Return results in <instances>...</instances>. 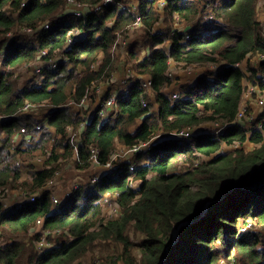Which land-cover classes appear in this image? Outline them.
Returning <instances> with one entry per match:
<instances>
[{"label":"trees","instance_id":"16d2710c","mask_svg":"<svg viewBox=\"0 0 264 264\" xmlns=\"http://www.w3.org/2000/svg\"><path fill=\"white\" fill-rule=\"evenodd\" d=\"M125 1L0 0V264H74L99 239L121 264H264L260 0ZM66 165L96 174L63 193Z\"/></svg>","mask_w":264,"mask_h":264},{"label":"rangeland","instance_id":"374dc122","mask_svg":"<svg viewBox=\"0 0 264 264\" xmlns=\"http://www.w3.org/2000/svg\"><path fill=\"white\" fill-rule=\"evenodd\" d=\"M75 11H77V10H75ZM258 17L260 19H264V0H260V2H259V5H258ZM132 31H133V29H132ZM139 34L140 33L137 32L136 35L139 36ZM8 36H12V35L8 34ZM128 38H126L125 35H120L119 36V40H118L117 45H116V48L114 49L116 56H120V58L123 60L122 67L125 64V60L127 59L125 47L128 44V42H129ZM139 38H140V36H139ZM142 38H143V35H142ZM256 60H257V58H252L251 59V61H252L251 64L253 62H256ZM27 70L28 69L26 67V69L23 72H21L22 76H21L20 80L22 81V84H24L28 80V77H31L30 76L31 73L27 72ZM203 70L204 69H202L201 67H198V68H194L192 70L190 69L189 71H181V72H176V73L179 74V75H183V79L182 80L184 82V81L189 80L191 77H194L196 74H201L203 72ZM25 72H26V74H25ZM124 75L125 74L122 73V76H124ZM15 77H17V74H16ZM249 83L247 84L248 91L250 89H253L252 92L253 91L255 92V90L257 91V88L255 89L253 84L252 83L249 84ZM254 92H253V94H249L248 93L246 95L244 101H243V104L248 106V108L250 107V109H253L255 103L259 99H261V98L257 99L258 96L256 95V93L254 94ZM258 105H259V102H258ZM260 109L261 108L257 107V109L254 112L258 113L259 111H261ZM262 110H264V109H262ZM241 122L242 123H246V121L244 119H241ZM239 145H240L239 143L236 144L235 146L224 145L222 147V149H221V152H227L229 150H233V147H238ZM252 147H253L252 143L246 142V144H245V148L246 149H252ZM126 154H127V152H125V156H126ZM39 161H41V160L39 159L38 162ZM66 167H67L66 174L68 173L69 178L65 179V181L61 185H58V188L60 190L62 189L63 193L66 190V189H63V188H65V185L68 184V185L72 186V184H75L76 182L77 183H82V180L76 179L75 177H82L83 175L85 177H89L91 175V173H95V171H93V172H91L89 174V176H87L84 173H80L79 174V173H76L74 170H70L71 169L70 165H66ZM77 180H79V181H77ZM105 202L107 204L106 207L107 208L111 207V210H112V208H113L112 207L113 206L112 201H110L109 199L105 198ZM115 215H116V210L113 211V216H115ZM41 229H42V225L39 224L38 227L36 228V230L40 231ZM136 239H138L139 241H142V236L139 235V237L136 238ZM263 239H264V237H263ZM110 240L111 239H109V240L99 239V240L95 241L94 247L85 256H83L81 259L77 260V262H75L74 264H121V262H120V258L121 257H120V254H119V250L121 249V246L119 244H117L116 241H110ZM224 264H231V263L228 260L227 261L224 260Z\"/></svg>","mask_w":264,"mask_h":264},{"label":"built area","instance_id":"2783aa9c","mask_svg":"<svg viewBox=\"0 0 264 264\" xmlns=\"http://www.w3.org/2000/svg\"><path fill=\"white\" fill-rule=\"evenodd\" d=\"M208 1H211V0H208ZM67 2H68V5L69 6H73L75 8V10H77L78 13H81L82 11H87V10L88 11H91V10H93L92 7H94V9L96 11H100V10L103 9V7L105 5H108V4H111V3H115V2H118V1L117 0H103V1L98 2L97 4H95L93 6L87 5V4L86 5L85 4H82V3L78 2L77 0H67ZM118 3H119V6L122 9H129V7H131V4L129 2H126L125 0L119 1ZM205 17L206 18L207 17H213V14L210 13L209 15H205ZM140 21L141 20L138 19L137 22L140 23ZM252 90L253 89H250L248 92H246L245 97H246V95L248 93L251 94L252 93ZM175 96H178V95L175 94ZM115 102H116V95H112L109 98L108 97L102 98V102L100 104L99 113L101 115H103V116H106L109 113V111L112 109V106L115 104ZM259 105L264 108V98H261L260 99ZM31 107H32V105L30 103H28L25 108L26 109H30ZM247 110H248V107L242 103L241 108H240V110L238 112V115H237V119L239 121H241V119L244 118L245 112ZM192 133L193 132H192L191 128H187L185 130L180 131L179 132V135L185 136L187 139H190L192 137ZM151 146L152 145L150 144V145L146 146L145 148L146 149H150ZM138 150H140L139 147H135L133 149V151H138ZM96 180H97V177L96 176L92 178V181L93 182H95ZM35 198L36 197H33V200H35ZM54 201H55V203L59 202L58 201V198L56 196L54 197ZM39 224H42V220L39 221ZM49 245H50V243H46V246H49Z\"/></svg>","mask_w":264,"mask_h":264},{"label":"crops","instance_id":"0c3cea01","mask_svg":"<svg viewBox=\"0 0 264 264\" xmlns=\"http://www.w3.org/2000/svg\"><path fill=\"white\" fill-rule=\"evenodd\" d=\"M71 9H74V11H75V8L73 7V6H69ZM104 170H106V167L105 168H103V167H101L100 169H99V172H103Z\"/></svg>","mask_w":264,"mask_h":264}]
</instances>
